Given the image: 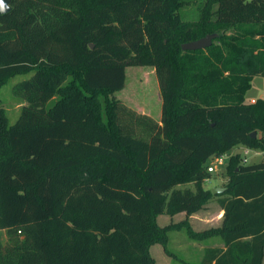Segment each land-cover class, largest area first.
I'll use <instances>...</instances> for the list:
<instances>
[{
  "label": "trees",
  "instance_id": "1",
  "mask_svg": "<svg viewBox=\"0 0 264 264\" xmlns=\"http://www.w3.org/2000/svg\"><path fill=\"white\" fill-rule=\"evenodd\" d=\"M8 2L0 87L29 77L12 87L24 102L14 124L0 104V264H157L150 248L166 250L172 231L220 237L224 248L200 264H263L264 100H245L264 77V0H203L195 21L180 16L187 0ZM212 34L210 47L181 50ZM146 66L159 122L109 98L126 67ZM236 147L262 160L230 155L225 191L213 195L208 161ZM212 198L217 229L156 222Z\"/></svg>",
  "mask_w": 264,
  "mask_h": 264
},
{
  "label": "rangeland",
  "instance_id": "2",
  "mask_svg": "<svg viewBox=\"0 0 264 264\" xmlns=\"http://www.w3.org/2000/svg\"><path fill=\"white\" fill-rule=\"evenodd\" d=\"M187 1H189V3L180 9V16L183 20L195 21L198 16L199 9L203 5V0ZM28 77L29 75L15 76L0 87V104L3 110L2 117L5 118L6 122L9 125L14 124V122L17 120L20 113V108L24 104L21 99L13 96L12 87L17 82L24 80ZM109 98L119 100L124 105L134 109L137 113L147 115L156 122L160 121L161 96L155 71L152 67H126L124 88L115 92ZM254 99L264 100V77L256 76L251 82V89L247 92L245 101L246 103L251 104L252 101L255 102ZM49 105H51V102L47 103L46 106ZM242 151L243 149H241V147H236L232 149L230 151V154L224 155V165L222 166H218L215 162H213L212 159H210L208 161V166H212V164L214 163L213 165L215 166V171L211 173L210 179L203 184V188L206 190H212L214 188L220 187L224 188L228 181V178L225 175V166L227 163V159L230 155L239 153L242 157V162L245 165L259 163L262 160V156L260 154L257 155L254 152H250L247 156H244ZM185 187H189L192 189L190 185ZM212 200L216 201V198H212ZM204 206L201 208V210L204 209ZM160 216L162 217L158 216L156 218V222L162 227L167 225V223L169 222V217H173L167 214H163ZM171 223H173L172 220ZM217 239L218 238H212L209 240L207 239L204 244L209 246L211 242H214ZM6 240L7 237L4 231H1V244L5 245ZM168 240L169 242L166 245V250L161 245H155L154 248L150 250V254H153V256L159 258L160 255L163 254H158V251H160V253L161 251H163L165 255H167V252L169 251L172 256L167 255L166 257L167 261L169 260L171 264H200L199 256H201V254L200 252L197 253L195 250L189 248L188 245L185 243L186 241H188V239L184 231L170 232L168 234ZM162 263L167 264L168 262L162 261Z\"/></svg>",
  "mask_w": 264,
  "mask_h": 264
},
{
  "label": "crops",
  "instance_id": "3",
  "mask_svg": "<svg viewBox=\"0 0 264 264\" xmlns=\"http://www.w3.org/2000/svg\"><path fill=\"white\" fill-rule=\"evenodd\" d=\"M254 100H256V99H254ZM252 152H254V151H252ZM254 153L257 155H259V154L261 155V153H256V152H254ZM220 188H222V187H220ZM159 217H162V216H159ZM222 218H223V211H222L221 207L218 205L217 199H216V201L211 199L204 206L203 210L196 212L190 216H186L185 213H179V214L174 215L173 217H169V222L167 223V225H169L171 223V220L175 224L186 220L188 222L191 230L198 233V232H204V231H207L210 229L219 228L222 224ZM213 238H218L220 241L217 239L214 242H211L209 246H207L206 244H204L207 240L203 241V242H196V241L190 240L187 236L188 241H186L185 243L192 250H195L197 253L200 252L201 256H199V258H200V263H201L203 260V257H204L205 250H207V249H223L224 248L220 237H213ZM209 239H212V238H209ZM175 240H176V238H175ZM168 242H169V240H168ZM152 248H154V246H152L150 250H152ZM158 254H163V255H160V257H159L160 259L157 258L156 256H153V254L151 255L155 259L157 264H163L162 261H166V262H168L167 264H171V262H169V260L167 261V257H166L167 255H165L163 253V251H161V253H160V251H158ZM170 256H172L171 253H170ZM212 264H214V263H212ZM263 264H264V259H263Z\"/></svg>",
  "mask_w": 264,
  "mask_h": 264
},
{
  "label": "water",
  "instance_id": "4",
  "mask_svg": "<svg viewBox=\"0 0 264 264\" xmlns=\"http://www.w3.org/2000/svg\"><path fill=\"white\" fill-rule=\"evenodd\" d=\"M0 3L3 4V8L0 9V15H4V14L8 13L10 11L8 0H0ZM216 37H217L216 34H212V35H207L204 38H201L199 40L192 41L189 43H185V44L181 45V50L182 51L204 50V49H206L212 45L213 40L216 39ZM90 47H92V46H90ZM253 136H254V133H253ZM224 191H225L224 188H214L211 190V193L213 195H216V194H221Z\"/></svg>",
  "mask_w": 264,
  "mask_h": 264
},
{
  "label": "built area",
  "instance_id": "5",
  "mask_svg": "<svg viewBox=\"0 0 264 264\" xmlns=\"http://www.w3.org/2000/svg\"><path fill=\"white\" fill-rule=\"evenodd\" d=\"M254 101L251 102V104H253ZM250 152V150L247 149H243L242 153L244 154V156H247ZM213 162H215L218 166H222L224 165V156H220V157H214L212 158ZM214 164V163H213ZM212 164V166H208L207 171L209 173H213L215 171V166Z\"/></svg>",
  "mask_w": 264,
  "mask_h": 264
},
{
  "label": "clouds",
  "instance_id": "6",
  "mask_svg": "<svg viewBox=\"0 0 264 264\" xmlns=\"http://www.w3.org/2000/svg\"><path fill=\"white\" fill-rule=\"evenodd\" d=\"M3 8V4L2 3H0V9H2Z\"/></svg>",
  "mask_w": 264,
  "mask_h": 264
}]
</instances>
